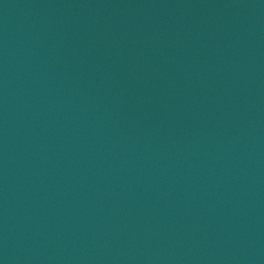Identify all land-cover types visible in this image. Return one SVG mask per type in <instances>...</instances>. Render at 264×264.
<instances>
[{"label":"water","instance_id":"95a60500","mask_svg":"<svg viewBox=\"0 0 264 264\" xmlns=\"http://www.w3.org/2000/svg\"><path fill=\"white\" fill-rule=\"evenodd\" d=\"M0 264H264V0H0Z\"/></svg>","mask_w":264,"mask_h":264}]
</instances>
